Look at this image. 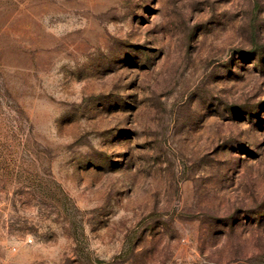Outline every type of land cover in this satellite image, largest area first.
Returning <instances> with one entry per match:
<instances>
[{
  "label": "rangeland",
  "instance_id": "obj_1",
  "mask_svg": "<svg viewBox=\"0 0 264 264\" xmlns=\"http://www.w3.org/2000/svg\"><path fill=\"white\" fill-rule=\"evenodd\" d=\"M0 264H264V0H0Z\"/></svg>",
  "mask_w": 264,
  "mask_h": 264
}]
</instances>
